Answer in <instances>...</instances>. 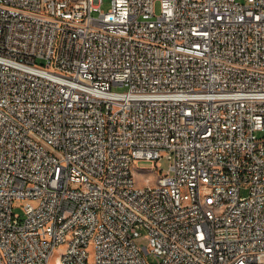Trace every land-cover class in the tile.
I'll return each instance as SVG.
<instances>
[{
	"label": "built area",
	"instance_id": "2783aa9c",
	"mask_svg": "<svg viewBox=\"0 0 264 264\" xmlns=\"http://www.w3.org/2000/svg\"><path fill=\"white\" fill-rule=\"evenodd\" d=\"M103 3L0 0V264H264V0Z\"/></svg>",
	"mask_w": 264,
	"mask_h": 264
},
{
	"label": "rangeland",
	"instance_id": "374dc122",
	"mask_svg": "<svg viewBox=\"0 0 264 264\" xmlns=\"http://www.w3.org/2000/svg\"><path fill=\"white\" fill-rule=\"evenodd\" d=\"M111 0H104V3L102 4V9L107 11L110 6H111ZM159 11V4L157 5V12ZM38 62L40 63L41 60H38ZM138 166L140 167H151L152 166V162L149 161V160H142L140 161L138 164H136L134 166V173H135V177L137 180H140V182H138L139 184H142L144 182H146L144 179H146V177H148V174H144V173H141L139 171V168ZM159 166L160 168L165 172H167L169 170V167H170V162L167 158H162L160 161H159ZM151 176V175H150ZM158 175L157 174H152V178L153 180L156 179ZM245 191H243L244 193ZM14 211L15 212H19L20 214H23V209L19 206H16L14 208ZM148 236L147 234L145 233L143 236L139 237L137 239V243L141 246H148ZM64 250V246H59L56 250H55V254L53 256V259L51 261V264H57V261H58V258L60 257V254L61 252ZM145 258L148 262L150 263H158L160 261V257L155 255V254H152V253H146L145 254ZM94 263V255L91 254L90 255V258H89V264H93Z\"/></svg>",
	"mask_w": 264,
	"mask_h": 264
}]
</instances>
